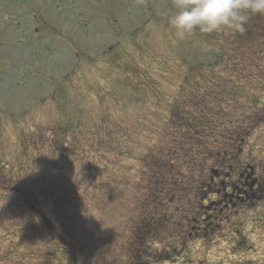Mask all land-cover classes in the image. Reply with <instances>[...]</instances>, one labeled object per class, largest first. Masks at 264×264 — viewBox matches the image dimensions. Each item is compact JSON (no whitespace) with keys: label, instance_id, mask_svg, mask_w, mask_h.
Segmentation results:
<instances>
[{"label":"rangeland","instance_id":"rangeland-1","mask_svg":"<svg viewBox=\"0 0 264 264\" xmlns=\"http://www.w3.org/2000/svg\"><path fill=\"white\" fill-rule=\"evenodd\" d=\"M139 2L0 0V264H133L137 249H164L146 237L131 248L144 203L161 199L154 216L177 224L168 243L181 257L157 264H264V48L209 72L229 32L181 40L172 2ZM230 72L237 83L214 86ZM229 87L238 92L229 97ZM173 100L196 115L200 102L216 112L211 133L174 147L173 130H161ZM145 153L169 159L165 189L184 195L136 197ZM186 153L199 156L169 158ZM210 169L212 189L223 183L231 201L202 192ZM247 179L249 200L235 194ZM207 196L222 204L199 209Z\"/></svg>","mask_w":264,"mask_h":264},{"label":"trees","instance_id":"trees-1","mask_svg":"<svg viewBox=\"0 0 264 264\" xmlns=\"http://www.w3.org/2000/svg\"><path fill=\"white\" fill-rule=\"evenodd\" d=\"M130 1V0H128ZM137 1L138 3L139 0H134ZM161 1V0H160ZM170 4V1L162 0ZM155 2V0H154ZM129 11V15H132V12L134 10H131V5L129 7H126ZM37 23L40 24V27H46L47 30L49 28L46 26V23L44 21L37 20ZM245 31L243 33H232L229 31L230 36L228 37V40L226 41L228 44V49L223 51H220L219 48L216 47L215 54H214V61H212L211 64H209V68L211 71L217 70L219 67H228V63L231 61V65H234L238 62H241L243 60H246L249 58L251 55H257L259 51H261L264 48V15H250L249 19L247 21V24L245 25ZM50 31V30H49ZM41 32V30H39ZM54 33V32H53ZM75 47V46H73ZM233 52L235 54L229 55L226 57V52ZM250 53H249V52ZM254 56V58L256 57ZM262 58H264L263 55H261ZM230 65V66H231ZM195 67V66H192ZM198 69V68H196ZM196 69H189V75H192L194 70ZM227 71V70H226ZM233 74L230 72V76L227 73L225 76L218 75V77H215L216 79L213 80L211 79L215 85L217 86L218 84L225 83L226 85L228 83H237L233 80ZM240 79V78H237ZM206 86V85H205ZM218 87V86H217ZM237 87V86H236ZM235 88L229 87V97L234 96L235 93L238 91H234ZM244 91H241V93ZM226 97V98H229ZM263 101V100H262ZM261 99H258L254 104L249 105V110L254 111L255 109L261 107L263 102ZM193 107H187L183 103H181L180 100H173L171 104H169V109H168V119L165 123L162 125V133L164 132L163 129H166L165 126H169L170 129L173 130V136L171 143L173 144L174 147L179 146L180 147L181 143L186 144L187 146L189 144H192L196 141H198L201 138H204L203 134L205 133H211V129L214 125V119L215 118V113L212 112L210 107H208L206 104L200 102L197 105V109L199 110V114L196 115L194 112L191 110ZM78 112H80V109H78ZM206 115H210V118H208ZM79 116V115H78ZM80 119V116L79 118ZM70 119H67L65 122V125L68 130L71 131V125H70ZM229 125L232 127V121H228ZM223 127V121H220L218 123V128L219 126ZM215 129V126H214ZM231 128H229L230 130ZM160 133V134H162ZM186 133V134H182ZM193 133V136L191 134ZM159 134V135H160ZM196 138V136H198ZM164 136H161L160 139L164 140ZM185 150V149H183ZM205 151L204 149L199 151L202 152ZM205 154H208L207 152H204ZM118 154H121L119 151H117V156ZM160 155H163L162 152ZM122 156V155H120ZM199 155H193V154H183L180 158L177 159V154L172 155L169 158H173L175 160H180L181 163H183L184 159H192L190 162L192 163ZM119 157V156H118ZM138 161L141 162L143 166V178L140 179L139 182L136 183V187L138 188V195L136 197H178L180 195H184V192L181 190L178 193H180L178 196H176L174 193L171 191H167L165 188L168 183H164L166 178L171 177L174 174V171L171 170V162L169 159H164L160 157H152L149 153L143 154L142 157L138 159ZM185 163L187 165L188 163ZM152 165V168L150 166ZM167 165V166H166ZM226 171L231 170V167L224 166L223 167ZM225 173V172H224ZM215 171L213 169H210L209 176L205 179L207 182L205 184H202V192H210V197L211 196H221L225 200L226 198H230L228 195L223 193V183L219 185L220 189H212V176H215ZM251 179H247L245 183V189H238V192L235 193L236 195H241L246 197L249 200V197L251 196V188L253 187L252 181L249 182ZM167 182V181H166ZM211 183V184H210ZM167 184V185H166ZM135 187V189H136ZM42 190V188H39ZM226 190V189H225ZM234 188H231L230 191L227 192H233ZM206 196V194H205ZM202 197L200 199L201 201V207L199 209H202L203 211H209L210 209L216 210V208L219 207V205L222 204V202H213L208 199V197ZM241 197H237L236 200H239ZM231 201V198L229 199ZM200 204V203H199ZM146 206V213L141 216L140 218L137 219L138 222V227L136 228L134 232V237L132 238L131 242V248L136 246H143V243L145 242V237H146V243H150V238H152L153 243H160L162 246H164V253L158 252V253H153L150 249L147 251H141L138 252V249L135 250L133 253V264H138L139 260L144 259L145 264H157V263H168V262H175L178 258L181 256H177L178 254L171 250V247L173 248L172 245H169L168 240L173 234L174 227V222L170 224L171 221H169V218L166 217L165 213H163V218L160 219L161 216H158L155 218V214L158 212L159 208L164 207L163 199L161 200H153L149 201L147 204L144 203V207ZM199 206V205H198ZM226 205H224L225 207ZM163 210V209H161ZM198 210V209H197ZM219 212V211H218ZM217 213V212H216ZM155 215V216H154ZM207 217V216H206ZM156 221L155 224L152 223V220ZM191 230H194L191 227ZM161 231V232H159ZM207 232L205 229L203 230V233ZM204 236H207L205 233ZM149 240V242L147 241ZM153 244V246H154ZM145 248V247H144Z\"/></svg>","mask_w":264,"mask_h":264},{"label":"clouds","instance_id":"clouds-1","mask_svg":"<svg viewBox=\"0 0 264 264\" xmlns=\"http://www.w3.org/2000/svg\"><path fill=\"white\" fill-rule=\"evenodd\" d=\"M169 24L178 39L202 34L243 33L250 15H264V0H173Z\"/></svg>","mask_w":264,"mask_h":264}]
</instances>
